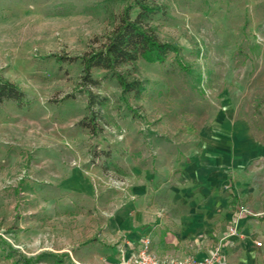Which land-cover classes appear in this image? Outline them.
Listing matches in <instances>:
<instances>
[{
  "label": "rangeland",
  "instance_id": "374dc122",
  "mask_svg": "<svg viewBox=\"0 0 264 264\" xmlns=\"http://www.w3.org/2000/svg\"><path fill=\"white\" fill-rule=\"evenodd\" d=\"M131 1L0 0V76L24 93L0 101V264H112L108 233L136 198L128 171L160 175L172 197L203 129L207 156L231 167L222 231L253 220L264 263V0H151L178 52L120 67L145 80L139 98L104 69L87 85L81 60L61 59L106 41ZM90 86L107 97L96 121Z\"/></svg>",
  "mask_w": 264,
  "mask_h": 264
},
{
  "label": "crops",
  "instance_id": "0c3cea01",
  "mask_svg": "<svg viewBox=\"0 0 264 264\" xmlns=\"http://www.w3.org/2000/svg\"><path fill=\"white\" fill-rule=\"evenodd\" d=\"M193 140L186 162L177 167L180 172L173 181L170 198H163L164 188L155 183L160 175L155 177L142 168L128 171L136 198L119 210L113 220L114 231L120 227L122 232L108 233V239L115 243L129 239L138 245L141 236L148 234L153 251L159 256L203 258L221 245L230 264H264L256 245L260 236L248 226L253 225V220L248 224V217L241 219L238 236L222 231L225 197L218 189L229 181L231 167L218 164L217 157L207 156V129ZM225 240L228 241L225 243ZM111 254L110 259H115L116 244ZM98 261L82 258L81 264Z\"/></svg>",
  "mask_w": 264,
  "mask_h": 264
},
{
  "label": "trees",
  "instance_id": "16d2710c",
  "mask_svg": "<svg viewBox=\"0 0 264 264\" xmlns=\"http://www.w3.org/2000/svg\"><path fill=\"white\" fill-rule=\"evenodd\" d=\"M136 13L133 16V10ZM164 8L151 0H133L123 10L120 22L106 36V41L98 47L82 55L64 56L62 60H81L84 66V83L95 86L100 83L92 75L95 68L104 69L105 77L115 78L122 92H133L139 98L145 89V80L131 75L120 67L135 64L140 58L148 62H164L169 53L178 52V48L171 42L161 39L153 18L163 13ZM88 88V107L93 111L94 121L99 118V111L95 107H102L107 97H102ZM24 99L23 91L18 85L0 76V101ZM42 258V255H40ZM39 258V259H40ZM26 264H38L37 260L25 258Z\"/></svg>",
  "mask_w": 264,
  "mask_h": 264
},
{
  "label": "built area",
  "instance_id": "2783aa9c",
  "mask_svg": "<svg viewBox=\"0 0 264 264\" xmlns=\"http://www.w3.org/2000/svg\"><path fill=\"white\" fill-rule=\"evenodd\" d=\"M250 213L246 206L240 204L238 213L241 215ZM241 229L238 223L230 226L229 235H240ZM262 240H257L256 245L261 246ZM112 264H230L221 245L214 247L209 254L203 258H198L192 255L177 256V255H157L152 248V238L150 235H142L138 245H135L131 240L126 239L117 242L116 257Z\"/></svg>",
  "mask_w": 264,
  "mask_h": 264
}]
</instances>
